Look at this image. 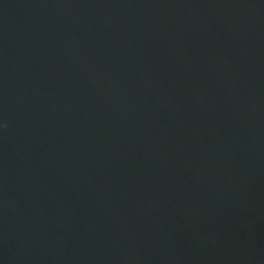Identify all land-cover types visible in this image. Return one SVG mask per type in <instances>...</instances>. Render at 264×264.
<instances>
[{
    "label": "water",
    "instance_id": "water-1",
    "mask_svg": "<svg viewBox=\"0 0 264 264\" xmlns=\"http://www.w3.org/2000/svg\"><path fill=\"white\" fill-rule=\"evenodd\" d=\"M0 264H264V0H0Z\"/></svg>",
    "mask_w": 264,
    "mask_h": 264
}]
</instances>
